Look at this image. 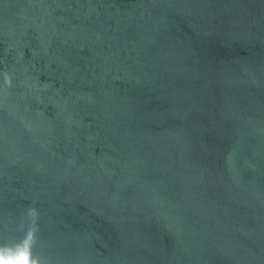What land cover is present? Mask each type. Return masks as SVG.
Instances as JSON below:
<instances>
[{
  "label": "water",
  "instance_id": "obj_1",
  "mask_svg": "<svg viewBox=\"0 0 264 264\" xmlns=\"http://www.w3.org/2000/svg\"><path fill=\"white\" fill-rule=\"evenodd\" d=\"M0 264H264V0H0Z\"/></svg>",
  "mask_w": 264,
  "mask_h": 264
}]
</instances>
